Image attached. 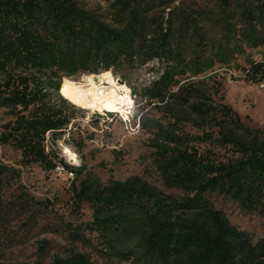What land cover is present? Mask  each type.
I'll list each match as a JSON object with an SVG mask.
<instances>
[{
	"label": "trees",
	"instance_id": "obj_1",
	"mask_svg": "<svg viewBox=\"0 0 264 264\" xmlns=\"http://www.w3.org/2000/svg\"><path fill=\"white\" fill-rule=\"evenodd\" d=\"M263 44L259 0H126L110 13L75 0H0V109L9 116L0 144L18 149L24 164L52 169L60 161L81 176L54 148L78 112L61 93L65 77L157 61V77L134 93L146 102L139 122L154 171L181 194L138 176L104 185L87 176L74 198L91 204L92 220L73 227L70 238L87 242L82 230L96 233L125 261L264 264V239L254 243L206 196H227L264 221V125L246 124L223 101L219 81L195 78L244 46ZM239 79L263 82L264 61L248 62ZM123 241L138 248L120 247ZM57 264L92 263L76 253Z\"/></svg>",
	"mask_w": 264,
	"mask_h": 264
},
{
	"label": "rangeland",
	"instance_id": "obj_2",
	"mask_svg": "<svg viewBox=\"0 0 264 264\" xmlns=\"http://www.w3.org/2000/svg\"><path fill=\"white\" fill-rule=\"evenodd\" d=\"M75 1L86 9L110 13L126 0ZM185 1L203 3L205 0ZM252 60L264 61V44L244 46V51L235 54L229 63H218L195 78L211 77L219 81L223 101L232 105L245 123L254 128L264 125V81L249 83L239 79L242 68ZM159 66V62L154 61L119 73L109 70V76L127 84L131 90L134 103L128 114L86 108L69 97L66 83L79 80L84 74L63 81L61 93L78 112L54 148L58 150L57 160L63 158L68 164L83 169L79 177L75 171L70 175L72 170L65 168L60 161L52 169L38 163L24 164L18 149L0 144V264H57L58 259L76 253L84 254L92 264H167L157 256L122 260L112 254L96 233L88 230H82L89 239L87 242H75L69 236L73 227H83L92 220L91 204L77 202L74 198V190L87 176L95 185H104L110 179L124 181L138 176L164 189L167 194H181L178 189L165 188L154 171L149 158L151 149L147 145L149 134L139 122V114L146 102L134 94L157 77ZM149 113L157 115L154 109ZM8 119L4 109H0V131L1 124ZM66 147L73 152L72 156L67 154ZM206 196L225 213L231 224L249 232L254 243L264 239V221L257 212L244 210L224 195L209 193ZM32 199L42 203L36 205ZM119 246L138 248L130 241H123Z\"/></svg>",
	"mask_w": 264,
	"mask_h": 264
},
{
	"label": "bare ground",
	"instance_id": "obj_3",
	"mask_svg": "<svg viewBox=\"0 0 264 264\" xmlns=\"http://www.w3.org/2000/svg\"><path fill=\"white\" fill-rule=\"evenodd\" d=\"M109 74L110 71L84 74L79 80H70L66 83V93L86 108L128 114L134 103L131 90L127 84L117 81ZM65 151L68 155H73L68 147Z\"/></svg>",
	"mask_w": 264,
	"mask_h": 264
},
{
	"label": "built area",
	"instance_id": "obj_4",
	"mask_svg": "<svg viewBox=\"0 0 264 264\" xmlns=\"http://www.w3.org/2000/svg\"><path fill=\"white\" fill-rule=\"evenodd\" d=\"M69 174H70V175H73V174H74V172H73V171H69Z\"/></svg>",
	"mask_w": 264,
	"mask_h": 264
}]
</instances>
